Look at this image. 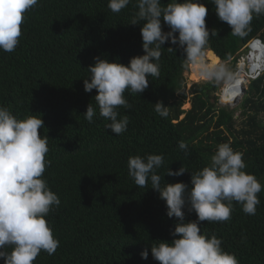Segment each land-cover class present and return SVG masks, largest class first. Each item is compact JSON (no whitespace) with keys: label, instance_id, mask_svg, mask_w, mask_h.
Returning <instances> with one entry per match:
<instances>
[{"label":"trees","instance_id":"obj_1","mask_svg":"<svg viewBox=\"0 0 264 264\" xmlns=\"http://www.w3.org/2000/svg\"><path fill=\"white\" fill-rule=\"evenodd\" d=\"M108 2L39 0L25 13L16 50L0 51V105L20 119L33 114L43 119L40 132L48 136L46 159L51 160L44 178L61 200L47 217L59 247L53 255L42 251L34 264H159L151 245L171 243L179 220L167 216L166 202L150 181L144 188L135 185L128 175L130 156L163 154L164 165L157 170L162 186L183 182L190 189L191 172L206 166L218 144L230 142L244 154L245 171L264 184V71L250 80L238 105H221L220 86L202 81L188 88L186 53L166 42L159 78L149 77V87L140 95L125 93L133 105L131 110L119 109L129 116L127 131L115 135L105 128L94 98L97 91L84 90L88 67L98 56L128 65L145 54L143 23L129 24L134 0L120 13H113ZM200 2L208 8L207 28L218 33L210 35L207 51L221 61L230 55L234 68L249 43H264V15L254 17L251 33L242 39L231 35L232 28L218 18L213 3ZM162 29L170 31L163 19ZM187 100L191 107L184 109ZM157 102L168 107L167 118L154 111ZM90 103L97 111L93 123L84 115ZM180 140L189 145L187 157L178 147ZM182 166L188 170L182 176L166 175L169 167L177 171ZM258 196L255 215H246L234 202L231 220L200 222L202 233L221 237L239 264H264V190ZM184 211L185 222L198 219L187 205ZM145 248L147 260L141 257Z\"/></svg>","mask_w":264,"mask_h":264},{"label":"clouds","instance_id":"obj_2","mask_svg":"<svg viewBox=\"0 0 264 264\" xmlns=\"http://www.w3.org/2000/svg\"><path fill=\"white\" fill-rule=\"evenodd\" d=\"M216 8L218 18L231 28V35L247 37L252 31V21L264 15V0H209ZM39 0H0V51L14 52L20 43L25 13L37 6ZM133 0H109L108 8L120 13ZM136 11L129 24L143 23L141 28L144 55L130 59L128 65L95 57L88 67L89 77L84 79V90L91 93L105 120V128L115 135L123 134L129 125V116L119 109L131 110L133 105L125 96L128 92L140 95L149 87V77L159 78L160 59L166 42L178 44L186 53L184 65L205 81L215 86L239 91V73L230 66L231 56L210 63L207 49L211 33L206 25L208 8L200 0H134ZM163 22L170 28L164 32ZM178 33V36L176 35ZM262 44H264L261 41ZM251 43L246 51H250ZM169 51L173 48L169 47ZM248 54V53H247ZM249 55V54H248ZM264 71V70H263ZM250 78V77H249ZM254 79V78H253ZM154 111L167 118L168 107L162 102ZM89 123L94 122L96 108L90 103L84 113ZM44 121L37 115L23 119L0 105V258L4 264H34L43 251L55 254L60 241L55 236L47 217L61 205L60 197L52 191L44 173L51 165L48 136L41 135ZM178 147L189 156V145L180 140ZM243 153L234 150L230 142L217 145L210 161L202 169L191 172V185L183 182L161 184L157 170L164 165L163 154L135 155L128 158V175L139 188L151 182L160 199L166 202L167 216L178 218L171 243L159 241L151 245L152 257L159 264H239L234 252L225 250L223 240L215 233H202L200 222L231 220L234 202L246 215H255L261 203L258 196L264 190L254 174L245 171ZM185 166L177 171L168 168L166 175L182 176ZM198 217L185 222V206ZM145 248L141 257L148 259Z\"/></svg>","mask_w":264,"mask_h":264},{"label":"bare ground","instance_id":"obj_3","mask_svg":"<svg viewBox=\"0 0 264 264\" xmlns=\"http://www.w3.org/2000/svg\"><path fill=\"white\" fill-rule=\"evenodd\" d=\"M252 49L254 51L258 52V57L256 58V60L252 59L253 57L252 58H249V56L247 57V60L249 61V71H247V72L244 71L243 74L239 73L240 85H241L242 81L245 82L246 79L248 81L249 76L253 77L254 74H256L259 70L264 69V45L258 41V42L253 43ZM250 51L248 52V54L250 53ZM207 55H208L209 59L211 60V63L221 61L220 58L211 50L207 51ZM244 75L246 76V79H245ZM198 76L199 75L196 73V77H198ZM246 83L247 82H245L243 84V86ZM240 85H239V91L237 94H233L232 90L230 88L224 87L222 90V94H221L222 101H224V103H227V102H231L234 98H238L237 96H240L242 94Z\"/></svg>","mask_w":264,"mask_h":264},{"label":"rangeland","instance_id":"obj_4","mask_svg":"<svg viewBox=\"0 0 264 264\" xmlns=\"http://www.w3.org/2000/svg\"><path fill=\"white\" fill-rule=\"evenodd\" d=\"M245 51H246V49H245ZM248 52H249V51H248ZM248 52L246 51V53L243 54V56L241 57V60L238 62V64L236 65V67L234 66V68H233L232 63H230L231 66H232V68L235 69L236 72L239 70V71H241L240 73L243 74L244 71H246V72L249 71V62L245 63L246 61L244 62V60H242L243 57H245V59H247V57L249 56V58H252V57H253L252 59H255V60H256V58L258 57V52H257V51H254L252 48H251V51H250L249 55L247 54ZM207 60H208V62L211 63V60L209 59L208 55H207ZM239 71H238V72H239ZM261 73H263V71H262ZM257 74H259V73L257 72V73L254 74V75L256 76ZM185 76L187 77L188 88H189V87L192 85V83H194V82H202V81H205V80L202 79L200 76L196 77V73L193 71V69H192L191 66H189L188 69L185 70ZM244 76H245V75H244ZM245 79H246V76H245ZM251 79H253V78H249L248 81H247V79H246L245 82H247V83L244 85L245 89L248 87V85H249ZM245 82L242 81V83H241V85H240L241 89H242V86H243V84H244ZM223 88H224L223 86H220V89H219V91H218V95H219V97H221V100H222V96H221V94H222V90H223ZM243 95H244V92L240 95V97L238 98V100H237L236 103L228 104V105H230L231 107H235L236 105H238V104L241 102ZM222 102L224 103V101H222ZM219 103H220L221 105H224V104L221 103L220 99H219ZM190 107H191V103H190L189 100H187V102L185 103V105L183 106V108H184V109H189ZM240 111H241L240 108L236 110V116H238V115L240 114Z\"/></svg>","mask_w":264,"mask_h":264},{"label":"water","instance_id":"obj_5","mask_svg":"<svg viewBox=\"0 0 264 264\" xmlns=\"http://www.w3.org/2000/svg\"><path fill=\"white\" fill-rule=\"evenodd\" d=\"M258 41L261 42V40H258ZM250 48H252V45H250ZM244 91H245V87L242 86L241 92L243 93ZM237 97L239 98L240 96H237ZM238 98H234L231 102L223 103L222 100H221V97H220V101H221L222 104L228 105V104L236 103Z\"/></svg>","mask_w":264,"mask_h":264},{"label":"built area","instance_id":"obj_6","mask_svg":"<svg viewBox=\"0 0 264 264\" xmlns=\"http://www.w3.org/2000/svg\"><path fill=\"white\" fill-rule=\"evenodd\" d=\"M255 42H258V40L253 41V42L251 43V45H253V43H255ZM263 45H264V44H263ZM242 60H244V62L246 61L245 63L249 62L247 59H245V57H243ZM263 70H264V69L259 70V71H258L259 74H257L256 76L254 75L253 77H250V76H249V77H250V78H256L257 76H259V75L261 74V72H262ZM238 71H239V70H238ZM238 71H237V72H238ZM240 72H241V71H239L238 73H240ZM248 79H249V78H248Z\"/></svg>","mask_w":264,"mask_h":264}]
</instances>
